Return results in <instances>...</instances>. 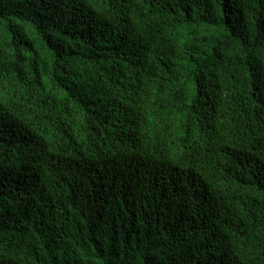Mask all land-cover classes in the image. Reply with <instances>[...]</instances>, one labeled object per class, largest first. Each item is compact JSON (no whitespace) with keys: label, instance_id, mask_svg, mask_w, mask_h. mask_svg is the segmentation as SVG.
Returning <instances> with one entry per match:
<instances>
[{"label":"trees","instance_id":"obj_1","mask_svg":"<svg viewBox=\"0 0 264 264\" xmlns=\"http://www.w3.org/2000/svg\"><path fill=\"white\" fill-rule=\"evenodd\" d=\"M0 264H264V0H0Z\"/></svg>","mask_w":264,"mask_h":264}]
</instances>
